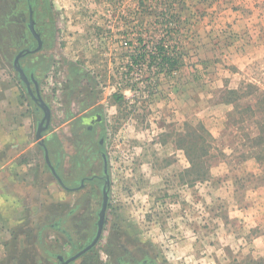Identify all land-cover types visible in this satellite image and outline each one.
Segmentation results:
<instances>
[{"label": "rangeland", "instance_id": "1", "mask_svg": "<svg viewBox=\"0 0 264 264\" xmlns=\"http://www.w3.org/2000/svg\"><path fill=\"white\" fill-rule=\"evenodd\" d=\"M36 10L46 47L23 62L51 127L66 105L104 110L112 206L99 249L116 229L127 254L155 264H264V0H37ZM241 39L247 56L235 63ZM161 40L180 68H161ZM19 45L0 29V124L27 132L0 152L26 164L0 190V264H61L56 254L73 248L49 225L44 112L12 66Z\"/></svg>", "mask_w": 264, "mask_h": 264}, {"label": "flooded vegetation", "instance_id": "2", "mask_svg": "<svg viewBox=\"0 0 264 264\" xmlns=\"http://www.w3.org/2000/svg\"><path fill=\"white\" fill-rule=\"evenodd\" d=\"M36 6L37 0H0L1 31L8 36H11L13 31L20 38V45L16 47L17 52L13 57L12 66L14 68L15 57L24 51L20 63L27 74H30L31 69L35 66L27 67L23 59L41 51L46 47L47 42L44 30L39 25ZM32 19L35 20V28L43 41L37 51H33L38 47L39 42L30 30ZM32 85L34 84L32 83ZM68 107L66 105L64 110L66 121L59 127H51V112L50 124L44 131V145L40 144L44 151L48 174L47 211L51 216L49 225L56 233L65 236L73 248L68 255L65 253L56 254L60 263V255L64 259L70 258L88 245L95 236L99 219L98 212L103 204L105 186H107L108 202L104 229L108 222V211L112 206V182L108 162L104 158L103 139L100 134L104 122V110L101 102L97 101L90 107L82 108L83 110L77 114L71 112ZM101 160L102 164L100 165ZM107 179L108 184L106 183ZM68 194L74 195L73 202H68ZM98 199H101L99 207L97 206ZM81 212L84 214L79 216ZM92 216L95 218L93 219ZM113 226L116 228V224ZM104 229L97 243L80 256L84 261L82 264H155L154 260L148 256L138 258L130 253L127 254L126 240L116 229L107 241L106 249H99ZM73 233L78 234L79 239L84 236L81 245L77 244ZM101 252H106L107 258H101Z\"/></svg>", "mask_w": 264, "mask_h": 264}, {"label": "water", "instance_id": "3", "mask_svg": "<svg viewBox=\"0 0 264 264\" xmlns=\"http://www.w3.org/2000/svg\"><path fill=\"white\" fill-rule=\"evenodd\" d=\"M30 30L39 42L38 47L35 50H33V51H37L42 46L43 41L41 39L40 33L35 28V20L34 19H32V21H31ZM23 55H24V51H21L15 57L14 68L18 72L19 79L25 84L27 92L30 95L31 99L33 101L37 102L39 107L44 112L43 117L41 118V120L38 123L37 134H36V138H37L39 144L44 145L43 133L50 124L51 109H50V106L45 102V100L43 99V97L41 95L40 88H39L40 81L35 76V67L33 69H31L30 74H27V72L25 71V68L21 66L20 58ZM32 83L34 84V89L31 86ZM104 158L106 161L107 158H106L105 153H104ZM106 183L108 184V179L106 180ZM106 187L107 186H105V188H104L103 204H102V206L98 212L99 219L97 222V230H96L95 236L93 237L92 241L88 245H86L83 249L78 251L76 254H74L70 258L64 259V257L60 255L59 258L61 260V264H71L72 262L77 260L82 254H84L90 248H92L97 243L98 239L101 237L103 229H104L105 221H106V211H107V202H108V192H107Z\"/></svg>", "mask_w": 264, "mask_h": 264}, {"label": "crops", "instance_id": "4", "mask_svg": "<svg viewBox=\"0 0 264 264\" xmlns=\"http://www.w3.org/2000/svg\"><path fill=\"white\" fill-rule=\"evenodd\" d=\"M250 17L252 20L257 18L254 13ZM241 40H242V45L245 46V47L243 46L244 49L234 51L235 54L232 52L233 50H231L230 57L233 59V61L235 63H241L243 60L246 59V56H247V52H246L247 50L246 49H247L249 42L246 39H245L246 41L243 39H241ZM254 41H255V38L252 40L251 45ZM236 60H237V62H236ZM216 65H217V68L220 70L219 64L217 63ZM3 120L7 121V125H6V122H5V124H4V122H2V123L4 124V126H8V127H4L0 124V152L1 151L3 152L5 147H8V148L15 147V148L19 149L20 141L22 140V138L23 139L25 138L27 132H23V130H21L20 126H17L16 124H14L13 128H11L12 125L10 126V124H9L11 122L10 119L7 120L6 118H4ZM25 165L26 164L19 163V161L17 162L14 158L7 160V161L1 160L0 161V190L2 188H4L2 183H4L6 181L5 177L7 175H9L10 172H12V170L14 168L18 167L17 172L20 174V170L23 169V167ZM15 176H16V174H15ZM20 177L16 176V178H19V179H20ZM4 197H7V196H4ZM9 197L10 196H8V198Z\"/></svg>", "mask_w": 264, "mask_h": 264}, {"label": "trees", "instance_id": "5", "mask_svg": "<svg viewBox=\"0 0 264 264\" xmlns=\"http://www.w3.org/2000/svg\"><path fill=\"white\" fill-rule=\"evenodd\" d=\"M157 47H158L157 52L159 53V56H160L159 65L161 66L162 69H165V67H169V70H173L175 68H180L181 62H180L179 58H181V57L178 56L177 52H176L177 59H174L173 57L171 58L172 54H171V56H168L167 53L164 51V43L162 42V40L157 44ZM174 51H176V50H173V52ZM178 53H180V52H178ZM156 59H158V58H156ZM262 91L263 92L259 96V103L263 104L262 112L264 114V90H262ZM252 111L254 112L253 106H252ZM255 137H256L255 140H260L264 137V125H263V127H259V131ZM255 153H256L255 158L261 159L262 156L260 154V151H259V153L255 151Z\"/></svg>", "mask_w": 264, "mask_h": 264}, {"label": "built area", "instance_id": "6", "mask_svg": "<svg viewBox=\"0 0 264 264\" xmlns=\"http://www.w3.org/2000/svg\"><path fill=\"white\" fill-rule=\"evenodd\" d=\"M155 53H158L157 50L155 51Z\"/></svg>", "mask_w": 264, "mask_h": 264}]
</instances>
